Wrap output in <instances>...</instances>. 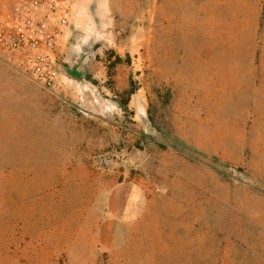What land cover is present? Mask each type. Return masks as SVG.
<instances>
[{"label": "rangeland", "instance_id": "rangeland-1", "mask_svg": "<svg viewBox=\"0 0 264 264\" xmlns=\"http://www.w3.org/2000/svg\"><path fill=\"white\" fill-rule=\"evenodd\" d=\"M58 65L0 62V264H264V0H81ZM92 205L143 237L94 252Z\"/></svg>", "mask_w": 264, "mask_h": 264}, {"label": "built area", "instance_id": "built-area-1", "mask_svg": "<svg viewBox=\"0 0 264 264\" xmlns=\"http://www.w3.org/2000/svg\"><path fill=\"white\" fill-rule=\"evenodd\" d=\"M81 0H0V62L55 96L62 93L59 52ZM99 156L95 168L114 166Z\"/></svg>", "mask_w": 264, "mask_h": 264}, {"label": "crops", "instance_id": "crops-1", "mask_svg": "<svg viewBox=\"0 0 264 264\" xmlns=\"http://www.w3.org/2000/svg\"><path fill=\"white\" fill-rule=\"evenodd\" d=\"M89 203V202H88ZM86 207H90L89 204ZM94 206L92 205L91 209ZM100 205L94 207L92 212L96 214L95 219L83 218L79 222L82 237L91 241V250L96 252H117L126 251L133 247L130 240L143 237L142 225L146 231V223L142 214L134 216L133 219L122 214H112L102 209ZM86 212V211H85ZM74 230V229H73ZM87 248V247H85Z\"/></svg>", "mask_w": 264, "mask_h": 264}, {"label": "trees", "instance_id": "trees-1", "mask_svg": "<svg viewBox=\"0 0 264 264\" xmlns=\"http://www.w3.org/2000/svg\"><path fill=\"white\" fill-rule=\"evenodd\" d=\"M127 94H128V96H131V95L134 94V92H133V91H130V92H128ZM168 97H170V93H168ZM126 105H127V104H126ZM126 105H125V106H126Z\"/></svg>", "mask_w": 264, "mask_h": 264}]
</instances>
